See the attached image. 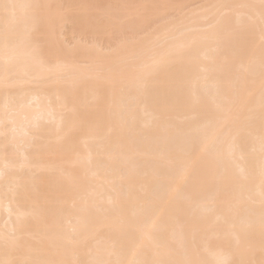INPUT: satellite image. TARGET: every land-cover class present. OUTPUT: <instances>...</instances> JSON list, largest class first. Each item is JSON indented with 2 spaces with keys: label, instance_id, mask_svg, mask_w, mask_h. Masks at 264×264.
Returning <instances> with one entry per match:
<instances>
[{
  "label": "bare ground",
  "instance_id": "bare-ground-1",
  "mask_svg": "<svg viewBox=\"0 0 264 264\" xmlns=\"http://www.w3.org/2000/svg\"><path fill=\"white\" fill-rule=\"evenodd\" d=\"M0 264H264V0H0Z\"/></svg>",
  "mask_w": 264,
  "mask_h": 264
},
{
  "label": "rangeland",
  "instance_id": "rangeland-1",
  "mask_svg": "<svg viewBox=\"0 0 264 264\" xmlns=\"http://www.w3.org/2000/svg\"><path fill=\"white\" fill-rule=\"evenodd\" d=\"M205 1H206V0H205ZM197 3L199 4V2H197ZM194 4H195V3H194ZM194 4H193L192 6H195V5H196V4H195V5H194ZM198 4H197V5H198ZM190 5H191V4H190ZM192 6H189V7L191 8ZM198 6H199V5H198ZM189 7H188L187 9H190ZM196 8H197V7H196ZM194 9H195V8H194ZM190 10H191V9H190ZM192 10H193V9H192Z\"/></svg>",
  "mask_w": 264,
  "mask_h": 264
},
{
  "label": "snow or ice",
  "instance_id": "snow-or-ice-1",
  "mask_svg": "<svg viewBox=\"0 0 264 264\" xmlns=\"http://www.w3.org/2000/svg\"><path fill=\"white\" fill-rule=\"evenodd\" d=\"M5 7H8L7 5H5Z\"/></svg>",
  "mask_w": 264,
  "mask_h": 264
}]
</instances>
